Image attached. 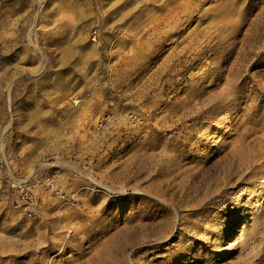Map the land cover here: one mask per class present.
I'll return each instance as SVG.
<instances>
[{
  "label": "rangeland",
  "instance_id": "1",
  "mask_svg": "<svg viewBox=\"0 0 264 264\" xmlns=\"http://www.w3.org/2000/svg\"><path fill=\"white\" fill-rule=\"evenodd\" d=\"M0 121V264H264V0H0Z\"/></svg>",
  "mask_w": 264,
  "mask_h": 264
},
{
  "label": "built area",
  "instance_id": "2",
  "mask_svg": "<svg viewBox=\"0 0 264 264\" xmlns=\"http://www.w3.org/2000/svg\"><path fill=\"white\" fill-rule=\"evenodd\" d=\"M7 128L0 121V183H7L13 195V206L28 216H36L40 210V198L34 188L35 184L30 177L10 176L11 170L6 152L5 135ZM3 174H2V173ZM6 173V175L4 174ZM39 175L34 174L33 181H37ZM39 181V180H38ZM64 197V196H61Z\"/></svg>",
  "mask_w": 264,
  "mask_h": 264
},
{
  "label": "bare ground",
  "instance_id": "3",
  "mask_svg": "<svg viewBox=\"0 0 264 264\" xmlns=\"http://www.w3.org/2000/svg\"><path fill=\"white\" fill-rule=\"evenodd\" d=\"M256 244V243H255Z\"/></svg>",
  "mask_w": 264,
  "mask_h": 264
}]
</instances>
